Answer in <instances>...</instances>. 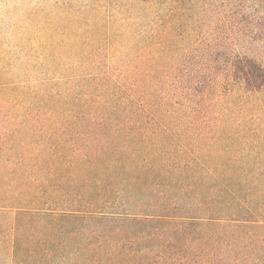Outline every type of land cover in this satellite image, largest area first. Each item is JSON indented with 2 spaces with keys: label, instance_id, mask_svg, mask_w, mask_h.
<instances>
[{
  "label": "trees",
  "instance_id": "16d2710c",
  "mask_svg": "<svg viewBox=\"0 0 264 264\" xmlns=\"http://www.w3.org/2000/svg\"><path fill=\"white\" fill-rule=\"evenodd\" d=\"M110 1L52 59L59 90L0 79L8 264H264V163L203 157L220 136L199 123L264 65L211 0Z\"/></svg>",
  "mask_w": 264,
  "mask_h": 264
},
{
  "label": "rangeland",
  "instance_id": "374dc122",
  "mask_svg": "<svg viewBox=\"0 0 264 264\" xmlns=\"http://www.w3.org/2000/svg\"><path fill=\"white\" fill-rule=\"evenodd\" d=\"M104 1L0 0V79L19 81L45 92L59 90L56 79L65 74L57 72L53 61L69 64L76 59L72 53L80 49L77 40L85 34L79 22L98 18L96 8H104ZM211 1L217 7L215 16L236 19L234 24L228 22L220 26L227 36L226 45L264 65L262 0ZM113 3L111 0L110 4ZM232 31H236L235 36L230 34ZM55 54L61 55L57 61ZM33 55L36 59L31 65L28 62ZM217 101L212 103V114L199 120L204 129L220 136L203 157L264 163V89L249 94L225 89L218 94ZM0 264H8L6 249H0Z\"/></svg>",
  "mask_w": 264,
  "mask_h": 264
}]
</instances>
